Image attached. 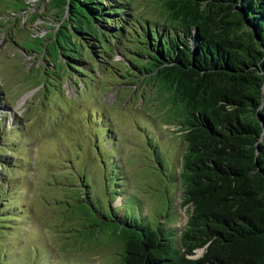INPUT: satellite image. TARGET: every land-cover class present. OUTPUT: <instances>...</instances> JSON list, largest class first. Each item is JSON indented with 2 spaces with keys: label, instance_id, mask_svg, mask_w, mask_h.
Here are the masks:
<instances>
[{
  "label": "rangeland",
  "instance_id": "1",
  "mask_svg": "<svg viewBox=\"0 0 264 264\" xmlns=\"http://www.w3.org/2000/svg\"><path fill=\"white\" fill-rule=\"evenodd\" d=\"M48 1L0 0V264H120L119 247L93 235L94 213L82 216L85 184L100 211L141 224L181 231L191 214L180 209V117L162 111L133 69L145 49L140 27L163 9L158 0H123L137 15L128 32L89 51L86 76L70 68L60 76L57 53L33 52L59 19Z\"/></svg>",
  "mask_w": 264,
  "mask_h": 264
},
{
  "label": "trees",
  "instance_id": "2",
  "mask_svg": "<svg viewBox=\"0 0 264 264\" xmlns=\"http://www.w3.org/2000/svg\"><path fill=\"white\" fill-rule=\"evenodd\" d=\"M122 1L49 0L59 19L33 52L57 53V75L70 68L86 76L81 63L99 52L92 50L126 33ZM158 2L164 20L149 27L133 69L162 111L180 117V209L191 208L189 220L179 231L100 211L86 184L82 216L89 222L94 213L93 235L119 247L120 264H264V0Z\"/></svg>",
  "mask_w": 264,
  "mask_h": 264
},
{
  "label": "clouds",
  "instance_id": "3",
  "mask_svg": "<svg viewBox=\"0 0 264 264\" xmlns=\"http://www.w3.org/2000/svg\"><path fill=\"white\" fill-rule=\"evenodd\" d=\"M49 2V1H48ZM26 4H27V1H26ZM28 7H29V4H28ZM20 9H21V6H20ZM27 10V9H26ZM25 10V11H26ZM11 14H12V12H9V13H6V14H3L2 15V17L5 15L6 16V18L9 20L11 17ZM12 15H15V14H12ZM34 15V14H33ZM130 16H132V17H134L135 18V21L137 20V15H135V14H132V15H130ZM33 17V16H32ZM160 19V18H159ZM159 19H157V20H152V21H150V22H148L147 23V25H148V29L146 28V27H140V25H139V23L137 22V25L140 27V30L141 31H143V30H148V31H146V34L149 32V27H152L151 29H155L156 28V22H159V21H163V20H159ZM20 21H23L24 22V18H23V20H22V18L20 19ZM23 24H25V23H23ZM129 24V23H128ZM133 26H135L134 25V23H133ZM161 27H164V25H161V26H159V29L161 28ZM127 28H128V26H127ZM126 32H128V30L126 29ZM166 33V32H165ZM164 33V34H165ZM171 35V34H170ZM146 39H147V36H146ZM145 41V39H143L141 42H144ZM144 44V43H143ZM23 53H24V51H23ZM26 54V53H25ZM33 54V53H32ZM33 56H35V54H33ZM128 66H130L129 64H128ZM144 82V81H143ZM38 88V87H37ZM179 132H181V126L179 125ZM183 134V133H182ZM87 190V189H86ZM199 251V250H198ZM197 251V252H198Z\"/></svg>",
  "mask_w": 264,
  "mask_h": 264
},
{
  "label": "water",
  "instance_id": "4",
  "mask_svg": "<svg viewBox=\"0 0 264 264\" xmlns=\"http://www.w3.org/2000/svg\"><path fill=\"white\" fill-rule=\"evenodd\" d=\"M202 251L204 252V249H202Z\"/></svg>",
  "mask_w": 264,
  "mask_h": 264
}]
</instances>
